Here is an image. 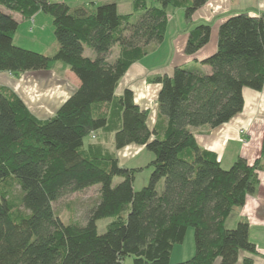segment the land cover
Instances as JSON below:
<instances>
[{"label":"trees","instance_id":"obj_1","mask_svg":"<svg viewBox=\"0 0 264 264\" xmlns=\"http://www.w3.org/2000/svg\"><path fill=\"white\" fill-rule=\"evenodd\" d=\"M156 2L134 0L132 12L120 14L115 0L92 7L0 0L26 18L38 11L51 15L58 44L51 54L15 45L18 22L0 11V72L18 76L61 62L79 80L43 119L0 85V264H121L128 256L132 264H235L239 251L256 252L248 222L228 228L225 220L254 191L257 172L264 171V135L253 163L237 156L223 168L213 151L199 147L191 128L227 122L242 110L244 87L262 88L264 14L238 13L219 25L216 50L201 61L209 73L176 67L172 75L148 78L160 85L158 118L149 128L148 110L136 104L130 88L116 95L118 82L149 44L164 39L168 7H182L189 23L206 0ZM210 32L206 23L192 27L184 53L204 46ZM86 47L93 56L84 54ZM91 134L95 140L85 144ZM102 134L111 138L112 148ZM131 143L147 146L154 156L148 183L139 190L133 182L143 168L126 167L116 155ZM116 176L121 179L113 184ZM10 182L19 187L18 203L10 198ZM94 185L98 198L86 210L85 222H63L53 202ZM107 217L110 222L98 232L97 221ZM190 226L192 256L170 262L173 246L183 242ZM241 264L254 263L247 256Z\"/></svg>","mask_w":264,"mask_h":264},{"label":"crops","instance_id":"obj_2","mask_svg":"<svg viewBox=\"0 0 264 264\" xmlns=\"http://www.w3.org/2000/svg\"><path fill=\"white\" fill-rule=\"evenodd\" d=\"M57 1H64L68 4L70 0ZM75 1H77L75 6L82 4L81 0ZM89 1L92 7L114 0ZM115 1L120 14L132 12L134 0ZM152 5L158 6L159 4L156 0H152ZM0 11L10 13L18 22V28L13 36L15 45L45 54H51L57 49L58 44L50 32L44 35L49 19L42 15L41 11L36 12L30 18L1 6ZM243 12L250 15L264 14V0H206L193 13L189 23L184 20L182 7H168L164 39L159 43L149 44L147 54L130 65L119 80L115 94L119 95L124 88H130L136 104L148 110L147 125L153 128L158 118L157 94L160 85L149 82L147 79L156 74L172 75L176 67L199 69L209 73L210 67L201 64V61L216 50L219 25L229 16ZM200 23L210 25L209 41L194 54L187 55L183 51L187 33ZM20 25L22 29L19 28ZM48 48L50 50H47ZM89 51L87 55L93 56L92 51ZM111 52L114 54L110 55V60L115 57L117 46H114ZM0 85L14 91L36 117L43 119L56 112L59 106L76 90L79 80L68 66L57 62L50 70L25 71L18 76L7 71L0 72ZM242 96V110L227 122L216 127L202 125L191 128L199 147L213 151L222 167H229L237 156L246 158L251 164L261 154V141L264 135V84L260 90L244 87ZM88 137L85 144L95 140L93 134ZM110 144L112 145L111 141ZM143 146L131 143L119 151L122 155L128 156L138 152ZM257 179L258 183L254 191L246 195L241 206L234 208L230 213H233V217L226 224V227L231 228L239 220H246L249 226L248 237L256 248L255 253L239 251L236 264H241L242 259L247 256L252 258L254 264H264V171L257 172Z\"/></svg>","mask_w":264,"mask_h":264},{"label":"rangeland","instance_id":"obj_3","mask_svg":"<svg viewBox=\"0 0 264 264\" xmlns=\"http://www.w3.org/2000/svg\"><path fill=\"white\" fill-rule=\"evenodd\" d=\"M148 4H152V0H146ZM82 4H86L88 7H91V3L89 0H81ZM77 1L70 0L68 1V4L70 6H75ZM1 6V5H0ZM3 7V6H1ZM42 15L47 17L49 19V25H47V30L44 31V35L48 34L50 32L51 36L53 37L54 41L55 36L53 33V18L51 15L46 14L42 12ZM18 28V27H17ZM20 29H22L21 25L19 26ZM19 32V30H18ZM24 36V35H23ZM21 39V36H19ZM25 40V39H24ZM18 41V40H17ZM20 42V41H18ZM22 47V46H20ZM25 48V47H23ZM51 48V46H50ZM48 48L47 50H50ZM28 49V48H26ZM85 48L84 54L87 55V51L90 49ZM33 51H37L34 49H29ZM115 52V48L113 50ZM39 52V51H37ZM50 52V51H49ZM90 52V51H89ZM114 52H111V54H114ZM41 53V52H40ZM97 136V135H96ZM89 137H86L84 140L85 142L88 140ZM102 139L106 142V144L109 146V148H112L110 144V137L108 139V136L105 134H102ZM116 155L119 159V163L122 165H125L126 167H142L143 170L136 174L135 180L133 182V188L135 190L141 189L143 186H145L148 183L149 176L151 173V167L148 166L149 162L153 159V153L151 150L148 149L147 146H143L138 152L132 153L128 156L122 155V152L117 150ZM227 168V167H223ZM121 178L120 177H114L113 178V184L117 183ZM8 190L10 193V198L18 203L19 197H20V190L19 187L14 183L10 182L8 185ZM163 189V179L160 180L156 185V190L158 192H161ZM98 198V185H94L91 187H88L86 189H83L81 191L72 192L65 194L64 196L58 198L56 201L53 202L52 206L55 211V213L60 217V219L63 222H69V221H78L80 223L85 222V213L86 210L93 205L95 201H97ZM21 209V207H19ZM233 213L230 214V216L227 218L226 224L229 223V221L232 219ZM111 218H102L97 221V229L98 232H103L105 230L106 225L110 222ZM232 228V227H231ZM194 252V240H193V228L190 226L187 228L185 232V236L183 239V242L180 244H175L173 246L171 255H170V262H179L186 260L187 258L191 257ZM238 261V260H237ZM237 263V262H236ZM235 263V264H236ZM121 264H132V257H126Z\"/></svg>","mask_w":264,"mask_h":264}]
</instances>
